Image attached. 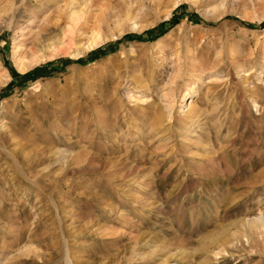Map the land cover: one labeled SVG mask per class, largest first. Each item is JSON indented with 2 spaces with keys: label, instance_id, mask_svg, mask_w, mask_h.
Returning <instances> with one entry per match:
<instances>
[{
  "label": "rangeland",
  "instance_id": "obj_1",
  "mask_svg": "<svg viewBox=\"0 0 264 264\" xmlns=\"http://www.w3.org/2000/svg\"><path fill=\"white\" fill-rule=\"evenodd\" d=\"M263 220L264 0H0V264H264Z\"/></svg>",
  "mask_w": 264,
  "mask_h": 264
},
{
  "label": "bare ground",
  "instance_id": "obj_2",
  "mask_svg": "<svg viewBox=\"0 0 264 264\" xmlns=\"http://www.w3.org/2000/svg\"><path fill=\"white\" fill-rule=\"evenodd\" d=\"M21 70H24V67H22L21 68ZM185 100V97H184V95H183V100H182V102ZM185 102V101H184ZM188 116H189V118H190V123H198L199 122V119H201L200 118V114H199V111H198V109L196 108V107H190V110L189 111H187V113H186ZM202 117V116H201ZM263 227H264V220H263Z\"/></svg>",
  "mask_w": 264,
  "mask_h": 264
}]
</instances>
